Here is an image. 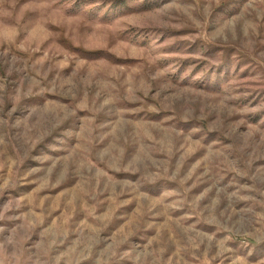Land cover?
Returning a JSON list of instances; mask_svg holds the SVG:
<instances>
[{
    "label": "rangeland",
    "instance_id": "374dc122",
    "mask_svg": "<svg viewBox=\"0 0 264 264\" xmlns=\"http://www.w3.org/2000/svg\"><path fill=\"white\" fill-rule=\"evenodd\" d=\"M0 264H264V0H0Z\"/></svg>",
    "mask_w": 264,
    "mask_h": 264
}]
</instances>
